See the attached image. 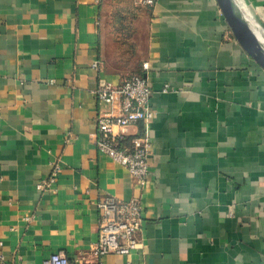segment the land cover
<instances>
[{
    "label": "crops",
    "instance_id": "0c3cea01",
    "mask_svg": "<svg viewBox=\"0 0 264 264\" xmlns=\"http://www.w3.org/2000/svg\"><path fill=\"white\" fill-rule=\"evenodd\" d=\"M236 1L264 32V0ZM135 74L155 111L142 187L95 145L97 117L117 107L94 89ZM143 135L127 126L122 144ZM55 160L53 188L38 189ZM102 195L143 202L128 253H93ZM57 251L70 264H264V69L216 0H0V254Z\"/></svg>",
    "mask_w": 264,
    "mask_h": 264
},
{
    "label": "built area",
    "instance_id": "2783aa9c",
    "mask_svg": "<svg viewBox=\"0 0 264 264\" xmlns=\"http://www.w3.org/2000/svg\"><path fill=\"white\" fill-rule=\"evenodd\" d=\"M158 0H135L137 4L154 6ZM98 61L92 66L97 68ZM144 69L148 63H142ZM164 91L167 88L163 89ZM98 101L117 107V112L99 115L96 119L95 145L109 155L111 159L126 167L137 185L144 186L149 176V157L151 143L148 137L149 123L154 119L155 111L150 106L151 89L147 75H131L118 84L105 83L93 91ZM141 122L144 135L133 138L130 145H123V128ZM121 130L115 132L114 128ZM61 165L51 162L49 175L37 183L38 189H52ZM99 213L98 236L93 246L94 255H105L111 251L125 254L138 247L136 233L144 219V206L140 197L127 201L116 199L112 195H102L95 202ZM0 263L7 264L0 254ZM21 264V263H18ZM40 264H70L63 252L57 251L44 258Z\"/></svg>",
    "mask_w": 264,
    "mask_h": 264
},
{
    "label": "water",
    "instance_id": "95a60500",
    "mask_svg": "<svg viewBox=\"0 0 264 264\" xmlns=\"http://www.w3.org/2000/svg\"><path fill=\"white\" fill-rule=\"evenodd\" d=\"M232 35L250 58L264 69V46L236 0H216Z\"/></svg>",
    "mask_w": 264,
    "mask_h": 264
},
{
    "label": "bare ground",
    "instance_id": "6f19581e",
    "mask_svg": "<svg viewBox=\"0 0 264 264\" xmlns=\"http://www.w3.org/2000/svg\"><path fill=\"white\" fill-rule=\"evenodd\" d=\"M251 24H252V29H253L257 39L260 42H264V32L261 31V28H259V26H256L254 23H251Z\"/></svg>",
    "mask_w": 264,
    "mask_h": 264
},
{
    "label": "rangeland",
    "instance_id": "374dc122",
    "mask_svg": "<svg viewBox=\"0 0 264 264\" xmlns=\"http://www.w3.org/2000/svg\"><path fill=\"white\" fill-rule=\"evenodd\" d=\"M244 11H246V9L244 8ZM247 12V11H246ZM248 14V13H247ZM262 31V30H261ZM263 32V31H262Z\"/></svg>",
    "mask_w": 264,
    "mask_h": 264
}]
</instances>
